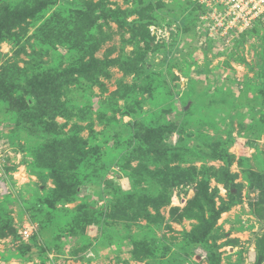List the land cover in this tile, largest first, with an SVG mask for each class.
Wrapping results in <instances>:
<instances>
[{
    "label": "rangeland",
    "instance_id": "obj_1",
    "mask_svg": "<svg viewBox=\"0 0 264 264\" xmlns=\"http://www.w3.org/2000/svg\"><path fill=\"white\" fill-rule=\"evenodd\" d=\"M196 2L0 0V264H264V37Z\"/></svg>",
    "mask_w": 264,
    "mask_h": 264
},
{
    "label": "built area",
    "instance_id": "obj_2",
    "mask_svg": "<svg viewBox=\"0 0 264 264\" xmlns=\"http://www.w3.org/2000/svg\"><path fill=\"white\" fill-rule=\"evenodd\" d=\"M206 10L197 26L202 42L222 38L230 42L235 36L250 31L258 21H264V0H198ZM206 33V34H204ZM1 175V164H0ZM35 228L25 226L18 235L25 241L33 236ZM49 264H67L53 260Z\"/></svg>",
    "mask_w": 264,
    "mask_h": 264
},
{
    "label": "trees",
    "instance_id": "obj_3",
    "mask_svg": "<svg viewBox=\"0 0 264 264\" xmlns=\"http://www.w3.org/2000/svg\"><path fill=\"white\" fill-rule=\"evenodd\" d=\"M190 12H191V19H193V21H195L194 30H196V32H197V26H198V23H199L198 21H200L201 17L205 14L206 10L204 9V7L201 4L196 2L194 7L191 8ZM196 32H195V34H196ZM204 34H206V33H204ZM260 34H262L263 37H264V21H258L250 31H246V32L240 34V36L238 38L233 40V43L234 44L236 42L239 43L244 38L256 37V36H258ZM197 35H198V32H197ZM210 41L211 40L207 38L206 41H205V43H206L205 45L210 43ZM36 235H37V233L33 234V236H36Z\"/></svg>",
    "mask_w": 264,
    "mask_h": 264
}]
</instances>
